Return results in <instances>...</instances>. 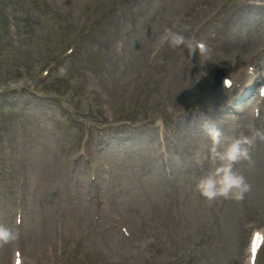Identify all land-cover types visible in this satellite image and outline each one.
Instances as JSON below:
<instances>
[{
  "label": "rangeland",
  "instance_id": "rangeland-1",
  "mask_svg": "<svg viewBox=\"0 0 264 264\" xmlns=\"http://www.w3.org/2000/svg\"><path fill=\"white\" fill-rule=\"evenodd\" d=\"M64 1V0H63ZM82 0H76L75 3L72 4L73 7L80 6ZM65 2V1H64ZM179 3V6L182 7L183 2L179 0H165V9L162 11L159 9V11L155 7H151L149 13L137 16L136 23H137V31L138 33L134 34L132 36V42L131 47L134 50V58L131 60V64H123L122 65V71L118 72V77L120 78V87L124 88V84L127 80L130 79V76L136 71V69L139 67V63L145 58L146 54L151 50L153 45L157 42L158 37L163 33L164 29L169 28L173 32H175V28L169 25L168 20L165 19L166 17H169L172 15V13H167V10L173 9L177 10L176 4ZM39 0H18L17 4L20 7H24L25 18L27 16H30L31 14V21L33 22V26H35V30L33 32V37H37V33L45 34L47 36V40L43 42V45L46 44H56L60 41H64L67 39L70 34L72 33L74 26H75V20L71 24H68L67 19H64L65 12L63 11V8L60 7L61 16L59 17H53L55 22H57V26L52 23V19L48 17L47 23L45 22V12L42 14L39 10ZM109 16L106 18V20L103 18V22L100 24V30L99 31H105L107 32V26L111 23V15L112 11L109 10V7H107ZM161 11V12H160ZM169 16H167V14ZM50 15V14H48ZM51 16V15H50ZM27 19V18H26ZM70 19V18H69ZM175 24H178V22L173 21ZM244 27H253L252 21H247L244 24ZM260 35H264V31H261L259 33ZM33 37H28L27 44L24 46H20V49H17L13 46H2L0 52L5 53L4 61L8 67H10L14 62L18 60H24L26 58V62L31 63L32 62V54L39 49L35 48V40ZM148 39V43H145V39ZM106 42L105 38L95 39L96 43L101 44L102 42ZM7 42L9 45H11V40L7 39ZM145 43V44H144ZM108 44V43H107ZM119 46V45H118ZM120 50L125 53H129L127 49H124L123 47L119 46ZM109 49V45L108 48ZM44 57V55H43ZM87 59L89 57L87 56ZM12 72H9L8 75V81L5 83L0 82V86L2 87H8V89H15L16 85H8L9 80L12 79L13 74ZM135 74V73H134ZM136 76V74H135ZM50 80V79H49ZM27 81H31V79H28ZM48 87L51 89H57L58 91L62 90V85L57 83L55 80L48 83ZM177 96V94H175ZM189 100L185 99V105H188ZM190 103V102H189ZM7 106V105H6ZM27 110L21 114L22 118V125L19 128V133L22 135L28 136L25 141L30 142L33 138H38L43 142L44 146V159L47 163V156L49 153H53L57 155L59 158L62 159L63 156L67 154V144H61L57 140L56 135V125L54 124L55 121L58 120V114L60 115V110L56 107L54 104V101L49 97H43L40 100L36 99H28V106ZM9 109L2 110L0 113L1 115L4 114V117H2V121L4 125L7 124V116L5 115L6 112ZM126 146L128 147V150L130 152V155H132V160H129V158H125V156L120 154V157L124 162L123 165H118V167L122 166V169H125L127 167H130V170L132 172H136V166L135 164L142 161L146 157L150 155V151H146L145 155L142 154V150L139 149V146L135 143L128 142L126 143ZM134 151V152H132ZM138 156H141L138 158ZM261 175V174H260ZM262 176V175H261ZM263 177V176H262ZM49 177L45 180V186H44V200L47 198L46 195H49V189L50 184L48 181ZM129 181L131 180L130 177L127 178ZM153 180V176H151L148 179L149 187L151 190H154V185H151L150 182ZM64 185H67L66 182H64ZM64 190V189H61ZM163 194V195H162ZM158 197H163L164 192L156 193ZM72 195H66L65 198L68 199ZM260 198H252V201L250 202V206H252L255 210H260L261 215L264 217V184L263 188L260 193ZM138 197V196H137ZM139 198V197H138ZM140 199V198H139ZM52 201L51 205H46L43 203V208L35 206L30 198L28 197L27 204H26V218H27V227L25 231V236L23 238V255L25 257L26 263L25 264H37V262L41 261L42 264H56L58 261L63 262L64 264H95V258L92 257L89 260H87L84 263H80L78 261H75L72 263V261L75 260L74 254L67 248L66 246V252L65 256L60 258H55L53 256V252L51 251V248H55V239L56 236L52 231V228L55 227V222L57 220H63L67 222V231L76 223V220L79 219L81 221H86V219L90 216V211L88 208L84 206L83 203H78L75 201L68 202L63 205V208H58V206H54V201ZM142 203V207L139 209H136V211H130L128 210V214L130 216H135L137 213H140L141 211L145 210V205L143 201L140 199ZM233 202H230L229 204V210L230 212H233L232 215H230L226 220L224 221L222 225V229L230 234V240H228V243L226 241V245H229V247L226 248V250L219 255L218 259L214 261L213 264H239V249H238V238H242L243 232H242V226L241 223H245L242 218V213L245 212V208L241 207L240 205L236 207V205L232 204ZM56 209V210H55ZM143 209V210H142ZM67 216H66V214ZM209 208L205 206V210H201L200 212L194 211V221L199 223L202 222L204 215L208 214ZM10 214L11 210L8 208V205L6 203L0 204V228H6L8 229L9 223H10ZM43 227V228H42ZM137 235L140 237H143V234L141 230L137 229ZM228 239V235H227ZM230 241V242H229ZM54 251V250H53ZM11 253H12V243H0V264H11ZM49 254V257L46 256V254ZM152 253L154 254V257L156 259H160V256L157 255V250L153 249ZM31 255V256H30ZM76 255V254H75ZM192 264H203V263H192ZM260 264H264V258L261 260Z\"/></svg>",
  "mask_w": 264,
  "mask_h": 264
},
{
  "label": "clouds",
  "instance_id": "clouds-1",
  "mask_svg": "<svg viewBox=\"0 0 264 264\" xmlns=\"http://www.w3.org/2000/svg\"><path fill=\"white\" fill-rule=\"evenodd\" d=\"M168 45L172 48H178L182 45L192 47V41L171 29H164L158 37L157 46ZM157 125L163 130V121L158 120ZM207 136L211 142V159L216 162V167L206 176L199 179L196 184V190L200 196L206 200L212 201L217 198H231L239 201L249 191L250 186L246 183L244 177L234 171V165L240 161L249 159V149L255 140H264V131L256 130L252 137H243L233 139L223 150H220L224 140L223 134L216 128H209ZM12 234L6 228H0V243H7L11 240Z\"/></svg>",
  "mask_w": 264,
  "mask_h": 264
},
{
  "label": "bare ground",
  "instance_id": "bare-ground-1",
  "mask_svg": "<svg viewBox=\"0 0 264 264\" xmlns=\"http://www.w3.org/2000/svg\"><path fill=\"white\" fill-rule=\"evenodd\" d=\"M145 43H148V39L147 38L145 39Z\"/></svg>",
  "mask_w": 264,
  "mask_h": 264
}]
</instances>
